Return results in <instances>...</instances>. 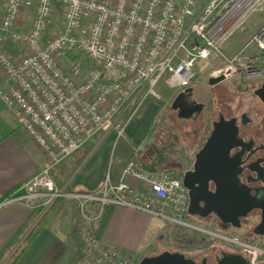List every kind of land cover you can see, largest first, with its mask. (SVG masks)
I'll use <instances>...</instances> for the list:
<instances>
[{
	"label": "built area",
	"instance_id": "2783aa9c",
	"mask_svg": "<svg viewBox=\"0 0 264 264\" xmlns=\"http://www.w3.org/2000/svg\"><path fill=\"white\" fill-rule=\"evenodd\" d=\"M5 0L0 28L21 24L27 10L29 28L11 33L24 46L20 57L0 51V69L8 81L0 99L19 127L44 151V161L25 179L22 194L5 197L0 206L23 202L45 209L58 198L78 203L82 217L80 264H127L129 253L101 244L96 232L105 211L119 205L158 217L178 229L215 235L240 249L248 264L264 258V245L215 234L194 222L187 212V189L172 170H147L134 159L123 174L145 186L139 191L123 179L112 182L109 171L90 192L58 187L53 172L63 161L111 130L121 136L147 99L158 97L161 80L179 90L191 85L198 59L221 56L224 68L213 77L258 72L264 65V23L243 48L230 57L221 45L264 0ZM61 25L50 30L55 7ZM80 51L88 59L83 76L80 61L61 59ZM136 149V151H138ZM41 214V213H40Z\"/></svg>",
	"mask_w": 264,
	"mask_h": 264
},
{
	"label": "crops",
	"instance_id": "0c3cea01",
	"mask_svg": "<svg viewBox=\"0 0 264 264\" xmlns=\"http://www.w3.org/2000/svg\"><path fill=\"white\" fill-rule=\"evenodd\" d=\"M4 2L5 0H0V6L3 7ZM28 28L29 25L26 28L18 24L9 30H4L6 34L0 32V51L20 57L21 55L11 46L10 49L8 48V41L11 42L12 32L25 31ZM7 85L8 81L0 69V89ZM158 109L153 102L149 101L141 115L131 120L126 127L128 136L125 139L123 151L110 169L107 166L114 134L104 133L96 140L89 142L91 144L87 151L78 150L55 168L53 172L55 184L68 191L90 192L100 186L105 173L109 171L112 182L123 179L135 189L144 191L146 186L139 179L132 174L122 172L131 159H134L142 169H164L161 164L155 162L158 157L155 158L154 154L148 153L150 157L145 162L141 160L144 150L137 153L136 158L132 157L134 152L130 157V149L149 138L148 133ZM44 157V151L19 127L16 117L0 99V202L5 197L22 194L21 183L38 172ZM69 201L70 203L64 202L50 218L15 264H72L74 262V256L79 247L76 232V211L79 207L77 201L73 199ZM36 216L33 210L23 202L0 206V252L20 234L12 247L13 251L37 221ZM153 221L154 217L147 213L111 205L98 225L96 237L101 244L129 254L144 253L151 243L147 241V234L152 228Z\"/></svg>",
	"mask_w": 264,
	"mask_h": 264
},
{
	"label": "flooded vegetation",
	"instance_id": "af4514ba",
	"mask_svg": "<svg viewBox=\"0 0 264 264\" xmlns=\"http://www.w3.org/2000/svg\"><path fill=\"white\" fill-rule=\"evenodd\" d=\"M209 84L213 87H222L220 85L226 84L229 86L228 94L219 100L217 110L207 108L205 102L199 101L191 85L176 90L174 98L180 92H184V103L193 107V110L185 117L179 116L182 112L181 109L171 107L174 98L169 108L176 125L178 123L190 125L189 134H193L196 128L210 120V130L197 151L209 137L214 122H218L220 118L232 122L235 127V141L227 152L228 163L225 166L227 171L225 175L234 185L235 192H238L239 195L242 193L240 195L242 203L249 205L238 206L237 214L232 215L230 211L225 213L224 218H236L235 224L223 222V219L213 212L204 217L199 215H189V217L194 222L204 225L207 221L212 220L215 222V226L211 227L212 232L216 235L233 236L241 241H258L264 245V65L256 73L211 77ZM219 90L217 88V92ZM175 129L181 133V128L175 127ZM185 134L187 135V133ZM196 152L188 159V165L185 168L177 162L168 163L173 169L172 171L181 179L186 171H193ZM195 179L190 176L192 188L195 194L199 195L201 194L198 189L200 183ZM205 186V191L208 193H214L217 188L213 178H209ZM187 196L189 201L188 190ZM204 205L203 201H199V206L203 207ZM207 236L210 237L203 240V245L165 251L179 252L185 258L190 259L192 264H248L247 256L240 249L218 236ZM263 263L264 258H260L257 262V264Z\"/></svg>",
	"mask_w": 264,
	"mask_h": 264
},
{
	"label": "rangeland",
	"instance_id": "374dc122",
	"mask_svg": "<svg viewBox=\"0 0 264 264\" xmlns=\"http://www.w3.org/2000/svg\"><path fill=\"white\" fill-rule=\"evenodd\" d=\"M206 0H200L199 4L202 5ZM2 10V6H0V11ZM33 16L32 10H27L26 17L21 23V26L26 27L30 24V20ZM262 23H264V5L261 9L253 10L248 16L242 21V23L233 30V32L228 36V38L224 41L221 45V51L226 55L225 57H230L232 54L240 50L245 46L248 42L252 34L257 30ZM61 25V18H60V11L59 7L56 6L52 18V26L50 30H58ZM25 29V28H24ZM22 30V29H19ZM1 33L6 34V31L1 30ZM8 39V38H7ZM12 39V38H11ZM12 42L8 41V48L10 46L17 52L18 54H23V45L11 40ZM9 40V39H8ZM6 48V47H5ZM25 51V50H24ZM74 56H70V60H67L69 56H65L61 59L63 64L68 65L73 61H80L83 63V76L88 72V59L86 54L80 51L73 52ZM18 55V56H20ZM224 68V62L221 56L213 55L207 59H198L194 68L195 76L191 83V87L194 89V94L199 99V101H203L206 103L207 108H212L217 110L219 100L228 94L229 86L220 85L219 86H211L209 84V79L212 76V73L217 69ZM237 80V79H235ZM236 83V82H234ZM217 88L220 90L217 92ZM158 97L147 99L144 106L133 119L138 118L146 103L151 101L153 102L158 109L155 114V119L151 124V129L149 131V138L141 143L134 145L130 149V157L132 156V152L134 158L137 157V153H141L142 150V159L141 160H149L148 153L151 155L154 154L156 161L158 164H161L164 169L173 170L168 163L177 162L180 163L181 166L184 168L188 165V159L192 157V154L197 151V149L202 145L205 136L208 134L210 130V120L205 121V123L198 128H196L193 134H189L190 125L177 123L174 121L171 110L170 104L174 96L176 95V90L168 88V86L164 83V80H161L158 85L156 86ZM223 90V91H221ZM220 92V93H219ZM217 100V103H216ZM216 115V114H215ZM132 119V120H133ZM143 120V118H142ZM144 121V120H143ZM131 122V121H130ZM129 122V123H130ZM128 123V124H129ZM127 127V126H126ZM175 127L181 128L179 131L175 129ZM108 134H114V142L112 148L110 150L109 158H108V168L115 164L118 156L121 154L124 148V142L127 138V131L126 128L123 131L121 136H117V132L115 130H111L107 132ZM187 133V135L185 134ZM101 135L97 136L94 140L99 138ZM90 144L88 146L90 147ZM136 151V149H138ZM135 150V151H134ZM136 152V153H135ZM136 155V157H135ZM154 158V159H155ZM162 159V160H160ZM158 160V161H157ZM139 165V164H138ZM70 198H60L58 201L57 199L54 200L51 204H49L45 209L39 211L37 214V220L40 218L45 212L51 209L54 205H56L53 213L49 217L48 221L54 214L58 211V209L63 205V203H70ZM77 212V225H76V232L78 234V251L74 256V262L72 264H80L82 259L81 253V235L80 230L82 226V217L79 212ZM41 213V214H40ZM47 221V222H48ZM46 222V223H47ZM204 229L213 231V227L215 226V222L212 220L207 221L204 225L203 223H198ZM212 227V228H211ZM234 234V233H233ZM210 236L205 235V232L201 231H193V230H183L178 229L176 226L166 223V221L154 217V221L152 223V228L149 230L147 234V241L151 242L149 246L145 249L144 253H133L129 254V260L127 264H137L140 259L144 256L153 255L161 253L165 250H178V249H186L193 245H203V240ZM215 237V236H214ZM8 256L3 258L0 261V264H5Z\"/></svg>",
	"mask_w": 264,
	"mask_h": 264
},
{
	"label": "water",
	"instance_id": "95a60500",
	"mask_svg": "<svg viewBox=\"0 0 264 264\" xmlns=\"http://www.w3.org/2000/svg\"><path fill=\"white\" fill-rule=\"evenodd\" d=\"M184 92H180L174 98L171 107L181 109L179 116H187L193 107L184 103ZM235 138V127L231 121L220 118L213 123V130L203 146L196 152L193 164V171H186L182 176V183L189 191V201L187 212L189 215H199L204 217L213 212L223 219V222L236 223V218H224L225 213L230 211L232 215L239 211L238 206H245L240 195L235 192V187L229 182L226 174L227 152L232 147ZM190 176L195 177V181L200 183L199 192L196 195ZM209 178L216 181L217 188L214 193L205 191L206 183ZM240 196V197H239ZM199 201L205 205L199 206ZM137 264H192L190 259L184 257L179 252L163 251L158 255L144 256ZM264 264V263H263Z\"/></svg>",
	"mask_w": 264,
	"mask_h": 264
},
{
	"label": "trees",
	"instance_id": "16d2710c",
	"mask_svg": "<svg viewBox=\"0 0 264 264\" xmlns=\"http://www.w3.org/2000/svg\"><path fill=\"white\" fill-rule=\"evenodd\" d=\"M88 144H86L84 147H82L80 150L87 151ZM79 150V151H80ZM60 198L57 199V201ZM56 205H54L51 209H49L47 212H45L38 220L34 223V225L29 229V231L25 234V236L22 238V241L18 244V246L12 251V247L19 239V235H17L13 240H11L7 246L0 252V261L7 257L5 264H15L21 254L25 251V249L33 242V240L36 238L38 233L41 231V229L44 227L46 222L48 221L49 217L53 213ZM39 213V209H36L33 211L34 216H36Z\"/></svg>",
	"mask_w": 264,
	"mask_h": 264
}]
</instances>
